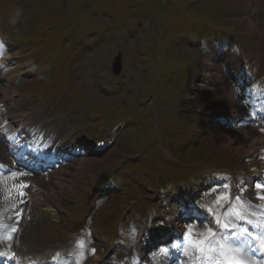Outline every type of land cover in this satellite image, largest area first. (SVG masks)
Instances as JSON below:
<instances>
[{"label":"rangeland","instance_id":"rangeland-1","mask_svg":"<svg viewBox=\"0 0 264 264\" xmlns=\"http://www.w3.org/2000/svg\"><path fill=\"white\" fill-rule=\"evenodd\" d=\"M83 1L85 0H39V5H41L44 9V12H48V17L52 19H56L58 21H62L64 24H66L67 21L75 20L76 18L80 17L82 14L86 13L87 10H84V7L81 6V4H85ZM144 0H105V4H103V0H101L102 7L104 10L108 11L111 14H116L114 17V21H118V14L129 12L130 13V23L134 25V27L138 30V35L142 37V32L144 33V27L146 25H141V22L144 21L145 23L148 20H159L161 23V26L164 29V35L161 36L158 44V50L155 55V67L151 66L152 68L156 69V73L154 72L152 75L149 76V79L145 80V75L143 74V78L141 79L140 83V89L142 88L141 94L147 93L151 88V95H154V89L158 85L159 80H161L164 77L165 74V67L169 69H183L185 65L191 64V72L193 74L198 73L200 75L202 66L204 65L205 57L202 56L197 52L196 49H193L190 44L184 42L182 43L181 39L180 44L181 46L173 44V40H175L178 37H183L184 34L182 30L184 29L183 25L186 27H190V19L189 17L194 14V17L204 21L205 25H208V27L217 28L216 33H218V28L221 33L222 38H227L229 31H233L235 33V38L239 44L241 53L240 56L246 61L251 64V66H254L256 73L259 75H264V0H176L179 2V8L182 10V7L188 8V13L185 14L186 18H182L179 16V12L177 10H174L172 7H166L168 8V11H159V7L155 3L156 0H153L154 3H145L144 5H141L140 2ZM22 0H0V35L4 33L5 28L9 25V28L11 25H13L17 28H19L20 21L22 23H25L27 21V18H22L20 13H16L15 17H10L8 14L12 9L19 6L21 4ZM136 4L135 7L132 5ZM177 3V2H176ZM154 4V5H153ZM178 4V3H177ZM81 6V7H80ZM137 7H139V11L143 12L142 16L138 15L135 11H137ZM149 7V9H147ZM97 11H101L100 8H95ZM257 12H261V15H257ZM118 13V14H117ZM37 17H39L42 21H46L45 16L41 15L40 13L36 12ZM150 14H155L150 18H147ZM183 16V15H182ZM68 18V19H67ZM173 18H176L180 21V25L174 22ZM23 19V20H22ZM250 24L253 26V28H250ZM263 26V27H262ZM25 29H31V24H26L24 26ZM132 29V27H129ZM166 28V29H165ZM205 31H210L207 27L203 28ZM157 34H158V27L156 28ZM121 35L122 41L119 42L115 39L117 37V33H115L113 36H111L108 41L101 45L99 49H96V52L99 50H104V48L110 49V54H115V51L117 50V47L121 44L120 48L122 49L123 55L136 51L133 47V41L134 38L131 37V35H128L124 33L123 31L119 32ZM231 34V32H229ZM123 35V36H122ZM21 38V37H19ZM186 40V39H185ZM184 40V41H185ZM165 41H167V49L165 45ZM142 42H144V39H142ZM125 44V45H123ZM44 51H51L56 59L57 64L59 65V68L65 70L68 72V74L73 75L76 73V68L74 66H71L68 63L61 62L60 56L61 51L60 49L52 44V45H46L43 48ZM93 50V49H92ZM36 51V50H35ZM89 52V50H87ZM107 51V50H105ZM137 62V61H136ZM154 64V63H153ZM130 65L129 63L127 66ZM86 65L83 64V67ZM150 70V69H149ZM133 72H135L134 69H132ZM91 73L87 77H83L82 79H77L73 84H68L69 86V97L73 103L78 105L80 108L83 109H90L93 106V100L90 98H97L101 94L103 97V101H107L108 104L111 103V106L115 103L113 102V98L116 99V96L112 98L107 97L106 99V93L105 91H98L94 88L92 82L96 81L95 75H97L94 70L90 71ZM100 74H108L109 70H105L100 72ZM99 76V75H97ZM128 77V76H127ZM127 77H125L127 80H129ZM135 77V76H134ZM154 77V79L152 78ZM150 78H152L150 80ZM136 79V77H135ZM196 80L192 79L196 85ZM99 81V80H98ZM190 81V82H191ZM80 83V86L84 83V92H88L90 98L80 92V87L77 84ZM104 85V83H103ZM161 85V83H160ZM40 83L38 84H29L28 82H25L21 85V89H29L30 87L35 88L36 90L39 88ZM88 87V88H86ZM169 87H175V83L173 85L170 84ZM186 89V88H185ZM189 93L190 89L188 88ZM122 93V91H121ZM180 95V94H179ZM177 94L172 95H165L162 92H159L160 99H157V101H154L153 108L155 109L156 115L154 117V121L151 124H147V128L150 127L152 133L156 132V135L160 140H162L161 135H159L158 130H168V129H174L176 128V117L175 116H169L167 114H158V105L162 106L166 103H169L171 100H173L175 97L179 96ZM58 96V101H61L65 98L62 94H56ZM209 98L213 97L215 100H217V103L212 102L208 108L204 109H216V104L223 105L229 109L239 107L240 102L238 101L237 97L233 95L231 90H229L226 87H223L220 89V91H217L216 94H211L210 92L206 94ZM194 97V96H193ZM200 96L196 97L199 98ZM212 99V98H211ZM237 99V100H236ZM125 102L126 100H119L116 104L117 109H121L124 113L126 111L125 109ZM99 107L103 108V102L100 103ZM80 108H77V113L75 114L77 116L78 112H80ZM106 111H110L108 109H105ZM211 114L212 113L210 111ZM217 115L221 114L220 112H216ZM140 116L145 117V113L140 110ZM114 123H118L121 121L120 117L115 114V117L113 118ZM162 123L158 124L157 123ZM178 123H181V121H177ZM140 126V123H137V126L135 128H128V129H122L120 134L117 136H114V141L111 143V145L108 147V151L99 158V160H95L93 163H90L89 161H85L83 164H80V161L73 164L74 167L67 170L69 174H72L74 177L77 176V172L81 171L84 173L85 169L87 170L86 174H90L94 179L99 182V180L105 176H107L109 173L113 171V169L120 164L122 165V161L131 157L133 154H136L137 150L140 149L144 143H137L139 140H143L146 138V133H141L137 135L134 138H131V133H133L138 127ZM251 127H254L255 130H251L252 133L255 131L260 133L259 130L255 127V125H250ZM249 126V129H250ZM113 126L106 130V132L103 134V141L112 139V134L115 132L112 130ZM242 128V127H241ZM220 129H212L211 132L205 134V142H208V144H211L214 147H226L227 143L225 141V133L229 136V138H232L235 147L237 148V151H232V147H226V151L229 152L232 157H239L240 153L242 152V146L244 143L248 142L251 135H249L248 130L245 132L241 129L233 130V132H230L227 130H221ZM242 129H245L244 127ZM133 131V132H132ZM174 131L170 130L169 133H173ZM230 133V135L228 134ZM201 134V133H200ZM248 134V135H247ZM172 135V134H171ZM173 136V135H172ZM176 137V136H175ZM236 140V141H235ZM130 143V145L128 144ZM136 143V144H134ZM112 148V149H111ZM261 154L260 156H263L260 158L258 156V169L263 168L264 169V147L261 148ZM129 155V156H128ZM133 159L136 157H132ZM240 160H243L240 159ZM141 166L146 167V164L143 160L135 161L133 163H129L127 166L128 170H133L134 174H139V171L141 172ZM118 168H116L117 170ZM115 170V171H116ZM127 177H129V173L126 174ZM46 178V177H45ZM50 176H48V179ZM74 180V179H73ZM92 180V179H91ZM97 185V184H96ZM151 187L155 188L156 185L152 182ZM153 190V189H151ZM5 191V190H4ZM138 193H147V188L143 186H138L137 189ZM156 191H152L150 195H154ZM91 195H88L90 197ZM59 201V202H58ZM65 201V200H64ZM50 203L57 207H63L62 203L63 199L57 200V195L53 194L50 197ZM107 203V202H106ZM105 206V205H104ZM66 210L68 211L66 217L64 220L66 221L69 218V215L71 213V210L69 207H66ZM50 222V221H48ZM46 223V222H45ZM51 223V222H50ZM38 230H36V234L38 236V239H45L44 242L51 241L55 246L63 248V245H59L56 239H51L50 237H47L45 232V226L43 224H39ZM54 234V233H49ZM46 235V237L44 236Z\"/></svg>","mask_w":264,"mask_h":264},{"label":"bare ground","instance_id":"bare-ground-1","mask_svg":"<svg viewBox=\"0 0 264 264\" xmlns=\"http://www.w3.org/2000/svg\"><path fill=\"white\" fill-rule=\"evenodd\" d=\"M250 20H249V25H250V28H253V26L250 24ZM223 59L224 57L223 56H220V58L218 60H215V57L214 58H205L204 60V65L202 66V76L204 78H206V76H209L210 78L214 79V80H219V78L222 77V65H224L225 67L227 66L226 63H233L231 60H225V62H223ZM215 61H218L220 62L218 65L216 63H214ZM221 65V66H220ZM232 65H235V64H232ZM237 67H239L238 64H236ZM9 69V68H8ZM11 69V68H10ZM11 71L8 70L4 73H2L1 77H0V80H2L5 76H7ZM197 89L199 91H209L210 88L207 87V85H204V84H200ZM212 100L211 98H209L208 96L206 95H202L200 96L199 100H198V103L194 106L195 108H204V107H209L210 104L212 103ZM217 100H214V103H217L216 102ZM243 111H245V109L243 108V106L241 105L240 103V106L239 107H235V108H227L223 105H218L216 104V109H212V112L213 113H216V112H220L222 114V116H224L227 120H230V119H235L236 117H242V114H243ZM257 129H259L258 126H255ZM251 130H255L254 127L250 128V131L248 130V133L249 135H251L250 139L248 140V142L244 143L242 146V153L246 156H251L252 159H255V153L257 152L258 149H260L261 147L264 146V135H262L261 133H258V132H254L252 133ZM248 135V134H247ZM225 140L227 141V143L229 144H233V139L229 138L228 135H226L225 133ZM236 141V140H235ZM0 153L1 155L3 154L1 149H0ZM255 156V157H252ZM62 171V170H61ZM67 175L65 173V171H62V172H57L55 173L53 176H52V179L50 181H45V180H42L40 178L39 179H36L35 180V183H36V186H37V189L35 190V192L33 194L29 193H25V196H29V198L31 199L32 203H42L43 204V207H48V204H47V197H45L42 192L47 189V190H50L52 192V194H55V195H59V196H62V194L66 191V189H68L70 187L69 185V181L67 180ZM6 190V191H3L2 190ZM15 191L19 192V190H17L15 188V184L13 182H8V181H3L1 184H0V200L1 199H5L8 195H11L13 193H15ZM16 192V193H17ZM24 196V197H25ZM1 245H0V250L1 251H4V247L5 246H8V249L6 251H4L5 253H11V250H14L11 246H12V243L9 241H0ZM22 248V245L20 246V249ZM43 252V251H42ZM22 254H26V253H22ZM251 263L252 264H255V261L254 260H251Z\"/></svg>","mask_w":264,"mask_h":264},{"label":"snow or ice","instance_id":"snow-or-ice-1","mask_svg":"<svg viewBox=\"0 0 264 264\" xmlns=\"http://www.w3.org/2000/svg\"><path fill=\"white\" fill-rule=\"evenodd\" d=\"M0 47H2V45H0ZM21 175H24V174H21ZM15 176H16V174L15 173H13V177L15 178ZM21 187L23 188V187H27V185H21ZM257 187H261V186H257ZM20 195H23V193L21 192L20 193ZM261 198H264V197H261ZM14 231V230H13ZM191 232V229H189V233ZM93 252H94V250H93ZM0 255H2V253H0ZM11 258H13L14 259V256L13 257H11Z\"/></svg>","mask_w":264,"mask_h":264}]
</instances>
